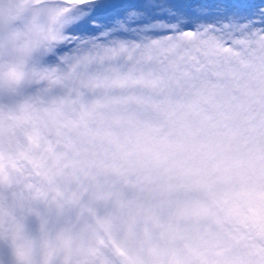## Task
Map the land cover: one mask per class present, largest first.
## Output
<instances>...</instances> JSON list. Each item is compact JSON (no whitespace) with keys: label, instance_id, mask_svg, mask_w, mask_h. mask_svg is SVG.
I'll list each match as a JSON object with an SVG mask.
<instances>
[{"label":"snow or ice","instance_id":"6c2138e0","mask_svg":"<svg viewBox=\"0 0 264 264\" xmlns=\"http://www.w3.org/2000/svg\"><path fill=\"white\" fill-rule=\"evenodd\" d=\"M0 53V112L30 113L36 132L59 120L116 143L130 129L138 147L192 148L187 162L112 168L152 177L132 212L54 176L0 174L11 205L0 264H72L57 242L83 248L99 231L113 244L126 231L145 264H264V0H8Z\"/></svg>","mask_w":264,"mask_h":264},{"label":"clouds","instance_id":"9594fccd","mask_svg":"<svg viewBox=\"0 0 264 264\" xmlns=\"http://www.w3.org/2000/svg\"><path fill=\"white\" fill-rule=\"evenodd\" d=\"M8 0H0L7 6ZM38 4L40 0H31ZM49 4H61L63 0H47ZM26 22L32 24L29 13ZM37 25L45 23L40 17ZM3 54L0 53V56ZM19 63L26 66V56L17 53ZM0 59V63H3ZM27 71V68H22ZM4 95L0 85V97ZM181 117L177 115L175 119ZM41 132L35 131V122L30 113L0 112V174L16 175L24 172L36 174L38 180L56 178L58 183L67 185L73 182V191L88 190L97 199H110L112 203L123 205L132 212L140 204L151 200L153 192L152 177L148 171L140 174L139 180L129 181L112 172L113 167L139 172L141 169L155 170L174 163L175 160L187 162L192 153L189 145L179 139L172 138L167 143L149 144L138 147L135 134L126 129L124 140L120 143L110 141L90 133L87 129H76L57 121H42ZM90 127H92L90 125ZM51 131L52 135L47 133ZM199 139L196 145L203 144ZM143 181L141 183L140 181ZM81 183L85 188L81 189ZM10 203L0 199V222L8 219ZM143 232V224L137 227ZM126 231L113 244L103 231L83 248L76 242L69 248V242L60 240L55 247L56 253L70 255L72 264H145L151 257L140 250L139 244L131 240L125 241ZM105 243H101V239ZM122 249L118 251L117 249ZM65 256H61L58 264H63Z\"/></svg>","mask_w":264,"mask_h":264}]
</instances>
